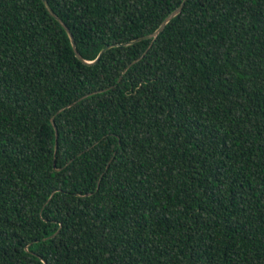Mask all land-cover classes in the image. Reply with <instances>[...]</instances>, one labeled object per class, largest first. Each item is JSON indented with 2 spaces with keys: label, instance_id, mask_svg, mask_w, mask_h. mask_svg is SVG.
Listing matches in <instances>:
<instances>
[{
  "label": "trees",
  "instance_id": "1",
  "mask_svg": "<svg viewBox=\"0 0 264 264\" xmlns=\"http://www.w3.org/2000/svg\"><path fill=\"white\" fill-rule=\"evenodd\" d=\"M0 264H264V0H0Z\"/></svg>",
  "mask_w": 264,
  "mask_h": 264
},
{
  "label": "water",
  "instance_id": "2",
  "mask_svg": "<svg viewBox=\"0 0 264 264\" xmlns=\"http://www.w3.org/2000/svg\"><path fill=\"white\" fill-rule=\"evenodd\" d=\"M44 1V3H45V5H46V7H47V9L50 11V13L57 19V21H59L60 23H61V25L65 28V30L67 31V33H68V35H69V37H70V39H71V42H72V45H73V49H74V51H75V54H76V56L78 57V58H80L83 62H85V63H87L88 65L89 64H92V63H95V62H97L100 58H101V56L103 55V53L105 52V51H107L109 48H111V47H114V46H118V45H120V44H123V45H128V44H132V43H135V42H137V41H139V40H142V39H144V38H153V39H156L157 37H158V35L164 30V28L166 27V25H167V22H169L171 19H173L176 15H178L181 11H182V9H183V7H184V5H185V3L187 2V0H183L182 1V3L175 9V10H173L164 20H163V22H161V25L155 30V31H153L152 33H150V34H148V35H145V36H142V37H139V38H136V39H132V40H130V41H126V42H124V43H114V44H109V45H107V46H105L101 51H100V53H99V55H98V57L95 59V60H86V59H84L83 57H82V55L80 54V52L78 51V48H77V45H76V41H75V39H74V36H73V34H72V32H71V30H70V28L68 27V25L64 22V21H62L63 19L61 18V17H59L57 14H56V12L52 9V7L50 6V4H49V2H48V0H43ZM76 102H74V103H72V104H75ZM55 128H56V126H55ZM57 129V128H56ZM55 129V130H56ZM56 139H58V131L56 130ZM56 149H57V140H56Z\"/></svg>",
  "mask_w": 264,
  "mask_h": 264
}]
</instances>
